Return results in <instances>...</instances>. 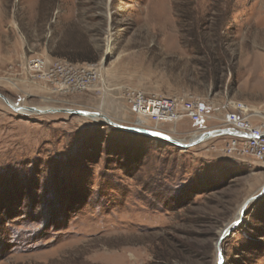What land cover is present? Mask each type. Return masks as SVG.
<instances>
[{"label":"rangeland","instance_id":"1","mask_svg":"<svg viewBox=\"0 0 264 264\" xmlns=\"http://www.w3.org/2000/svg\"><path fill=\"white\" fill-rule=\"evenodd\" d=\"M34 59L99 77L60 90L30 69ZM131 90L210 111L200 124L140 120ZM0 94L186 143L229 113L260 127L264 0H0ZM28 111L0 98V264H219L222 231L264 187V164L224 154L229 138L185 150L103 120ZM219 248L223 264H264V195Z\"/></svg>","mask_w":264,"mask_h":264},{"label":"built area","instance_id":"2","mask_svg":"<svg viewBox=\"0 0 264 264\" xmlns=\"http://www.w3.org/2000/svg\"><path fill=\"white\" fill-rule=\"evenodd\" d=\"M30 69L38 77L46 80L60 90L83 91L92 85L99 77L97 69L89 65L88 68L77 67L74 64L58 60L53 65L34 59ZM128 103L133 114L140 120H152L156 124L162 122H179L187 117L192 122L200 124L207 117L210 109L200 102H192L184 98H158L149 96L141 91L131 90L127 95ZM237 110L246 111L243 105ZM244 111V112H245ZM245 116V115H244ZM243 116V117H244ZM240 114H227L226 122L220 129L238 131L247 136L219 135L216 138H229L224 154L229 156L253 157L264 164V125L254 127L243 120ZM215 130V129H214Z\"/></svg>","mask_w":264,"mask_h":264},{"label":"water","instance_id":"3","mask_svg":"<svg viewBox=\"0 0 264 264\" xmlns=\"http://www.w3.org/2000/svg\"><path fill=\"white\" fill-rule=\"evenodd\" d=\"M0 98H2L7 105L13 109L15 112H19L20 109H22L20 106L18 105H13L11 104V101H9L6 97H4L2 94H0ZM30 111H36L37 109L35 108H29ZM67 112L70 114H74V115H78V116H84V117H89V118H94V117H98L101 118L106 124L121 130L123 132H127V133H137V134H141L156 140H161L164 142H167L169 144H172L176 147H179L180 149H189L193 146L199 145L203 142H206L208 140L214 139L219 135H230V136H247L246 134H243L241 132L238 131H232L229 129H215V130H211V131H207V132H203L201 133V135L197 138V140L186 144L183 143L184 141L178 140L170 135H167L166 133L163 132H159L157 130H150V129H146V128H140V127H129V126H124L122 124H119L115 121H113L111 118H109L107 115L103 114V113H99V112H89V111H78V110H68V109H64V110H58V109H49V110H45L39 113H55V112ZM156 133H160L159 135H156ZM264 195V188L262 189L261 193L257 196H252L251 198L247 199V201L245 203H243V205L241 206V210H240V216L239 219L234 222L233 224H231L228 228H226L223 231V234L220 236L219 241H218V251L220 253V261L219 264H223V256L221 254V250L219 248V245L221 243V241L229 234L231 233L233 230H237V228L241 225V223L244 220V217L246 215V211L247 208L254 203L255 201H257L258 199H260L262 196Z\"/></svg>","mask_w":264,"mask_h":264},{"label":"bare ground","instance_id":"4","mask_svg":"<svg viewBox=\"0 0 264 264\" xmlns=\"http://www.w3.org/2000/svg\"><path fill=\"white\" fill-rule=\"evenodd\" d=\"M11 104L16 105V104L13 103V102H11ZM20 107H21V106H20ZM21 108H22V109L19 110V113H22V114L29 113V111H28L29 108H28V107H21ZM45 110H49V109H48V108H47V109H37V112H38V114H40L39 111L42 112V111H45ZM60 110H64V109H60ZM92 113H93V112H92ZM91 119H93V120H102L101 118H98V117H94V118H91ZM225 121H226V120H225ZM226 123H227V122H226ZM200 135H201V133L198 134L197 136L193 137L191 140H189V142L186 143V142L184 141L183 143L189 144V143H191V142L197 140V138H198ZM263 188H264V187H263ZM263 188H262V189H263ZM261 191H262V190H261ZM260 193H261V192H260ZM260 193H259V194H260ZM259 194H258V195H259ZM256 196H257V195H256ZM250 198H251V197H250ZM248 199H249V198H248ZM246 201H247V200H246ZM246 201H245V202H246ZM245 202H244V203H245ZM240 210H241V208H240ZM240 210H239V212H238L236 218H235L234 221L232 222V224H233L234 222H236V221L239 219V216H240ZM229 226H230V225H228L226 228H228ZM226 228H225V229H226ZM222 234H223V231H222L221 235H222ZM221 235H220V236H221Z\"/></svg>","mask_w":264,"mask_h":264},{"label":"snow or ice","instance_id":"5","mask_svg":"<svg viewBox=\"0 0 264 264\" xmlns=\"http://www.w3.org/2000/svg\"><path fill=\"white\" fill-rule=\"evenodd\" d=\"M160 133H156V135H159Z\"/></svg>","mask_w":264,"mask_h":264},{"label":"crops","instance_id":"6","mask_svg":"<svg viewBox=\"0 0 264 264\" xmlns=\"http://www.w3.org/2000/svg\"><path fill=\"white\" fill-rule=\"evenodd\" d=\"M218 129H220V128H218Z\"/></svg>","mask_w":264,"mask_h":264}]
</instances>
